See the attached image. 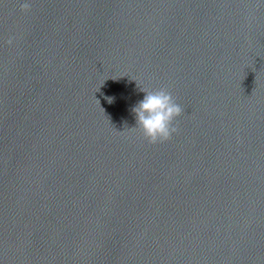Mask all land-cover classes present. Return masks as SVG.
Here are the masks:
<instances>
[{
    "label": "clouds",
    "instance_id": "1",
    "mask_svg": "<svg viewBox=\"0 0 264 264\" xmlns=\"http://www.w3.org/2000/svg\"><path fill=\"white\" fill-rule=\"evenodd\" d=\"M22 11L31 8L30 2L20 5ZM12 41L9 40L10 44ZM145 95L132 109L136 118V127L149 144H158L170 140L178 132L177 119L182 115L183 108L178 104L172 93L164 87L144 90Z\"/></svg>",
    "mask_w": 264,
    "mask_h": 264
}]
</instances>
